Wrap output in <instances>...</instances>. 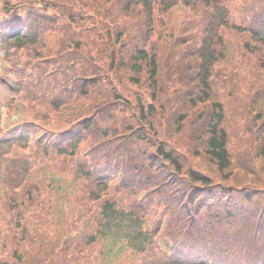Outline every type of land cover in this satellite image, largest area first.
I'll list each match as a JSON object with an SVG mask.
<instances>
[{"label":"trees","instance_id":"obj_1","mask_svg":"<svg viewBox=\"0 0 264 264\" xmlns=\"http://www.w3.org/2000/svg\"><path fill=\"white\" fill-rule=\"evenodd\" d=\"M39 1L26 20L7 4L0 19L3 39L13 18L27 27L1 45L17 73L9 85L40 125L6 142L73 176L66 229L80 237L30 228L29 264H79L114 229L136 253L159 247L157 264H264V0H241L239 15L230 0ZM178 2L191 10L180 30L163 21ZM228 29L231 71L216 49ZM54 177L43 180L63 183ZM15 231L0 235V264L23 262Z\"/></svg>","mask_w":264,"mask_h":264},{"label":"rangeland","instance_id":"obj_2","mask_svg":"<svg viewBox=\"0 0 264 264\" xmlns=\"http://www.w3.org/2000/svg\"><path fill=\"white\" fill-rule=\"evenodd\" d=\"M7 1L9 3L17 2L16 0H0V18H3V7ZM36 2L37 0L33 3ZM230 3L233 13L239 15V10L244 6L241 0H230ZM190 14L191 10L181 3L169 10L167 15L165 14L163 21L168 28L180 30L183 28V22ZM239 17L241 18V15ZM199 34L197 32L198 40L196 45L201 43ZM223 35L225 37V48L216 44V49H223L225 52V66L227 69H233L236 63L239 62L237 41L230 29L227 32L224 31ZM1 61L2 51L0 50V63ZM220 71L219 76L221 77ZM2 74L3 71L0 69V136L2 140L1 144L4 146L0 147V235L1 233L5 234L11 223H14L17 231H15L16 233L9 232V244H12L14 240H19V244L22 250H24L23 252H26L21 264H29L28 257L38 249L39 241L35 237L37 232L44 234L46 239L49 238L50 240L63 233L71 244L79 239L80 232L69 233L68 229H66V222L72 220V217L70 215L69 204H67L65 198L61 195L59 184H50V181L43 179L53 175H55L54 179L65 177L63 184L68 191L74 189L75 184L72 181V175L64 170L53 167L51 161L39 156L35 151V147L10 144L5 141L9 129L18 120V117H23V120L29 121L32 114L30 111L20 112L18 110V106L11 99L10 87L6 82H2ZM25 162L27 163L26 168L24 167ZM30 188H33L35 191L32 197L29 196ZM44 191L49 197L45 205L44 198L38 195V193L42 196L45 195ZM72 191L74 192V190ZM48 206L52 208L54 213L56 211V214L60 212L57 218L49 214L51 209L47 210ZM42 216L43 223L41 222ZM19 221H21L22 226L19 225ZM45 221L46 223H44ZM4 226H6L5 229L3 228ZM22 227L25 228L24 231ZM30 228L35 233L31 236ZM86 239L87 236L85 235L78 243L77 249H79ZM1 248L0 255L2 254ZM29 250L30 252H28ZM155 257L156 254L154 252L152 254L149 252L145 254L134 253L122 241L120 235L110 231L108 237L104 240L97 241L91 245L85 244L83 251L78 257V261L79 264H154L153 260Z\"/></svg>","mask_w":264,"mask_h":264}]
</instances>
